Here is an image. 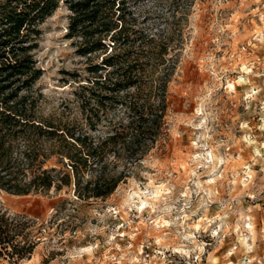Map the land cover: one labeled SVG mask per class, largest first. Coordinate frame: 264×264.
I'll use <instances>...</instances> for the list:
<instances>
[{
    "label": "rangeland",
    "instance_id": "obj_1",
    "mask_svg": "<svg viewBox=\"0 0 264 264\" xmlns=\"http://www.w3.org/2000/svg\"><path fill=\"white\" fill-rule=\"evenodd\" d=\"M128 3L167 41L166 134L104 199L0 190L36 242L12 264H264V0ZM68 14L62 2L40 25L32 92L42 114L84 122L66 82L86 64Z\"/></svg>",
    "mask_w": 264,
    "mask_h": 264
},
{
    "label": "trees",
    "instance_id": "obj_2",
    "mask_svg": "<svg viewBox=\"0 0 264 264\" xmlns=\"http://www.w3.org/2000/svg\"><path fill=\"white\" fill-rule=\"evenodd\" d=\"M62 2L66 37L86 62L66 80L84 122L64 109L42 114L32 92L42 73L35 57L40 25ZM136 20L128 0H0V190L72 187L80 199H104L160 143L174 68L167 37L148 34ZM29 222L0 210V260L12 264L32 251Z\"/></svg>",
    "mask_w": 264,
    "mask_h": 264
},
{
    "label": "built area",
    "instance_id": "obj_3",
    "mask_svg": "<svg viewBox=\"0 0 264 264\" xmlns=\"http://www.w3.org/2000/svg\"><path fill=\"white\" fill-rule=\"evenodd\" d=\"M142 247H144V252H148V244L142 243Z\"/></svg>",
    "mask_w": 264,
    "mask_h": 264
}]
</instances>
